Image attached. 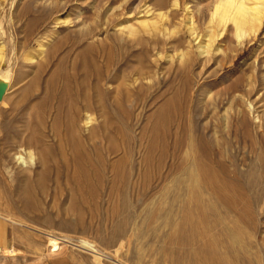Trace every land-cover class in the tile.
<instances>
[{"label":"rangeland","instance_id":"rangeland-1","mask_svg":"<svg viewBox=\"0 0 264 264\" xmlns=\"http://www.w3.org/2000/svg\"><path fill=\"white\" fill-rule=\"evenodd\" d=\"M216 1H1L0 47L5 46V65L10 63V90L0 103V125L24 135V126L41 104V96L36 94L21 104L12 125L8 118L12 107L28 93L30 82L40 74L39 87H45L62 69L69 72L83 51L94 48L90 54L98 57L99 65L110 56L115 66L108 74L104 99L93 98L91 142L100 152L114 148L110 162L130 152L137 190L143 191L146 173L149 180L145 183L150 186L145 199L138 202L120 201L117 191L111 190L108 199L88 201L77 196L65 180L58 188L51 180L43 193L34 188V197L27 199L24 179L15 178L11 186H0L2 240L5 231V244L0 245L12 240L15 249L14 255L6 252L7 256L0 249V264H207L202 247L213 240L227 259L225 264H263L264 23L258 36L241 46L231 23L222 28L218 18L212 19ZM114 8L118 9L112 13ZM187 9L193 11L195 34L187 22ZM130 25L135 27V35L124 29ZM210 31L222 34L204 55L199 47L206 44ZM10 33L15 38L16 56ZM83 33L89 34L85 40H81ZM41 45L45 49L39 62L26 60L27 53H38ZM39 64L44 66L42 72ZM79 74L85 77L93 70L82 68ZM163 107L167 112L163 117L171 120L167 126L170 137L157 141L151 149L153 126ZM238 115L245 116L248 125ZM52 122L48 118L45 143L36 153L57 146V141L62 145L67 141L64 131L53 132ZM84 131L89 134L86 127ZM200 136L207 142L202 154ZM16 141L17 137H10L9 147L4 145L11 157L17 151H28L15 148ZM199 163L218 173L217 186L222 183L219 189L231 202L221 201L211 186H202L200 202L213 207L207 209L212 230L209 238L195 235L187 240L184 235L189 233V224L184 234L179 230L186 205L194 202L190 201L194 181L201 177L195 170ZM220 166L226 170L222 172ZM38 228L42 231L36 234L33 229ZM237 228L251 246L249 252H241V261L236 260V248L226 232ZM14 229L19 235L24 233L22 237L14 239ZM53 237L66 240L55 253L49 250Z\"/></svg>","mask_w":264,"mask_h":264},{"label":"bare ground","instance_id":"bare-ground-1","mask_svg":"<svg viewBox=\"0 0 264 264\" xmlns=\"http://www.w3.org/2000/svg\"><path fill=\"white\" fill-rule=\"evenodd\" d=\"M1 1L2 0H0V3ZM117 9L118 8L112 9V13H114V11H116ZM187 11H189L190 14V17H188L189 20L187 19V22L190 21V31L195 34L193 28L195 26L193 25V11H190L189 9H187ZM109 14L107 15V17L109 16ZM159 16L162 15L160 14ZM107 17L106 20H109V18L107 19ZM215 17L216 19L218 18V25H222V28H224L228 22L232 24L235 36L239 40L238 43L242 46L244 43H247V40L250 41L252 39H255L263 26L264 0H217L214 10L212 12V19ZM8 25H10V17ZM124 29H126L129 35H135L137 33H135L136 29L132 25ZM221 34L217 32V34L215 35L212 31H210V34H208V38L205 41L206 44L200 45L199 47L200 53L204 55L206 53L208 54L211 51L214 39L216 37H219V35ZM87 37H89V34L83 33L81 35L82 39H80L85 40L87 39ZM14 39L15 38L13 37L12 33H10V40L13 44V46L11 45L13 48L12 54L15 55L16 44ZM44 49V45H41L38 53L34 55L33 53L32 55L27 53V55L25 56L26 60L31 63H38V58L39 56L41 57V54L43 53ZM93 49L94 48L89 47L85 51H83L81 55H78L74 59L69 72H64V70L62 69V71H59L54 77L51 76V80H49L47 82V85L43 88L39 87L41 76L40 74H38L33 79V81L30 82L31 84H29L28 86V93L22 96L21 99L12 107L11 112H9L8 118L11 122V125L12 121L16 118L17 112L20 110L21 104H26V102H28L36 94H39V97L41 96L42 98L41 104L38 106L37 110L33 112V115H30L29 121H27L24 126V135L21 131L17 130L6 131V124L3 126L0 125V142L2 141V146L0 144V186L9 187L12 185L15 178L17 180L24 179L23 182L25 188V197H27V199H32L35 195H33V191H35L34 188L36 189V191L38 190L39 193H43V190L47 185L48 181L52 180V182L58 188V186L61 185V180H65V182L72 187L73 191L76 193L77 196H79L81 199L88 201L106 199L108 196V190L117 191V199H120V201L122 200L123 202H138L145 199L150 186V184L145 183L147 180H149V174L146 173L143 175V191H138V181L134 179V177L136 178L135 166L133 164L134 162H132L131 156H128L130 152H124L123 156H121L117 161L110 162V152L112 154L114 152V148H111L110 150L108 149L107 153L100 152L96 148V146L91 142V137L93 133L90 128L94 121L93 116L91 114V110L93 109V98L95 95H98L99 97L104 99L106 93V89L104 86L106 85L110 70L115 66V62L113 63V60L110 58V56L106 58L105 64H103L102 66L99 65L98 57L96 58L95 55L91 56L90 54L94 51ZM5 51V46L2 45L0 47V83L4 84L7 89L0 103L5 99L6 94L10 90V63L8 65H5ZM39 65L40 72H42L44 66L42 64ZM82 68L85 69V71L87 69H92L93 74H86L85 77L80 76L79 70ZM91 81L92 83H94L92 86L90 85ZM166 107L168 108V104H166ZM165 109L163 107V109L159 112L157 120L153 126V132L155 133V136L154 142H152L151 145V149L155 148V143L157 141H165L166 138L170 137L167 126L171 123V120L166 121L163 117V113L166 112H164ZM244 117L241 116L239 118L238 115V119H241L243 124H247L246 118ZM48 118H51L53 121V132H55V134L57 135L58 129H60V131L65 132L68 139L67 141H65L66 144L64 143V145L60 144V142L57 141V146L52 144V146H47L36 153V150L40 148L41 144L45 140V137L47 136L45 135V128ZM84 127L87 128V132H89V134H85ZM10 137H17V141L13 143L16 145L15 148H24V150L28 151H26L25 154L21 153L20 151H17L14 156L11 157L9 153L5 150L4 146L6 144V147H9L8 144L10 143L8 142V140ZM62 137L64 139V136ZM205 139L206 138H204L203 136L200 138V154L205 153L204 150H206L205 148H207L205 147L207 144ZM54 148L57 149L56 153H53ZM204 156H206L205 154H203V158H206ZM14 164L18 166L14 167ZM195 164L197 163L195 162ZM38 167L40 168V171L36 172V168ZM224 167L220 166L222 172L226 170V168ZM195 168V170L201 174V177L198 176L197 180L194 181L195 193L190 201L194 202L189 203L190 205H186L184 210L183 225L180 227L179 230L182 234H184L185 228L187 224H189V233H187L186 236L184 235L187 240H190V238H193V236L195 235H200V237L207 238L208 232L212 230L213 225L211 224L212 221L208 217L207 209L213 210V207L211 205L207 206L205 203L200 202V194L198 193L202 186H211L213 188V191L215 190L214 192H217V197L221 201L225 203L231 202L230 198L227 195H224L223 192L219 189L222 183H220L221 185L219 187L217 186L219 184V182L217 183L218 180L216 178L218 173L215 174V170L211 169L208 164L206 165L204 163H199L195 166ZM194 213H196V216L194 215ZM0 218L3 217L0 215ZM0 228V230H2L3 228L1 224ZM33 231L36 234H39L42 230H39L38 228L33 229ZM226 232L232 241V245L234 246V248H236L233 252L236 260L241 261V252L245 253L251 250V246L248 240L244 238V234L240 228L234 229L232 231L226 230ZM13 233L14 239H16L17 237H22L21 235L24 234L21 232L22 234L20 233L21 235H19V231L17 229H14ZM4 236L5 231L3 232V241L0 237V243L3 242L5 244ZM12 242L14 244V241ZM65 242L66 240L64 238L53 237V239H51L49 242L50 252L55 253L56 251H59ZM5 246L8 247L5 251V254L6 252L7 255L15 254V249L11 248L13 247L11 243ZM202 252L206 256L205 260L207 264L227 263V259L224 258L218 250V244L216 240L205 244L202 247ZM262 262L264 264V260H262Z\"/></svg>","mask_w":264,"mask_h":264},{"label":"water","instance_id":"water-1","mask_svg":"<svg viewBox=\"0 0 264 264\" xmlns=\"http://www.w3.org/2000/svg\"><path fill=\"white\" fill-rule=\"evenodd\" d=\"M6 86L2 83H0V101L3 99L5 93H6Z\"/></svg>","mask_w":264,"mask_h":264},{"label":"crops","instance_id":"crops-1","mask_svg":"<svg viewBox=\"0 0 264 264\" xmlns=\"http://www.w3.org/2000/svg\"><path fill=\"white\" fill-rule=\"evenodd\" d=\"M0 229H1V228H0ZM0 237H1V236H0ZM2 241H3V240H2ZM6 242L9 243V244L11 243V245H14L13 242H12V240H11V241H7V240H6ZM7 248H8L7 246H2V245H0V249H2V250H6ZM11 248H13V247H11ZM1 253H2L3 255L7 256L6 254H4V252H1ZM37 254H38V253H37ZM39 254H40V253H39Z\"/></svg>","mask_w":264,"mask_h":264}]
</instances>
